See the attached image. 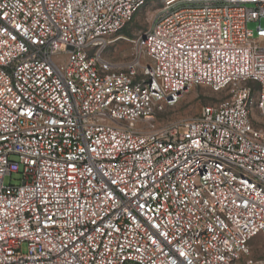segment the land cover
<instances>
[{"label": "built area", "instance_id": "built-area-1", "mask_svg": "<svg viewBox=\"0 0 264 264\" xmlns=\"http://www.w3.org/2000/svg\"><path fill=\"white\" fill-rule=\"evenodd\" d=\"M148 4L131 58H104ZM261 19L264 0H0V264H264ZM195 86L229 96L158 125Z\"/></svg>", "mask_w": 264, "mask_h": 264}, {"label": "rangeland", "instance_id": "rangeland-1", "mask_svg": "<svg viewBox=\"0 0 264 264\" xmlns=\"http://www.w3.org/2000/svg\"><path fill=\"white\" fill-rule=\"evenodd\" d=\"M155 4H148L141 8L134 16V18L122 29L110 37L111 42L107 45L103 52L104 58L111 62L125 63L127 62L133 52V40L147 28L151 16L153 14ZM258 24L264 25V20L259 22H249L248 27L255 29ZM145 60V59H144ZM249 86L253 91V96H258V85L252 83L237 84L238 88ZM229 96L228 90L222 92H215L207 86H195L183 91L178 97L177 102L171 106H163L161 110L154 113V120L158 125L171 124L180 120L192 119L196 117L202 106L208 104H216ZM252 117L254 119H262L257 107L252 110ZM17 174L6 175L4 182H17ZM25 250V245H23ZM249 257L253 260H264V235L260 234L254 237L249 243Z\"/></svg>", "mask_w": 264, "mask_h": 264}, {"label": "trees", "instance_id": "trees-1", "mask_svg": "<svg viewBox=\"0 0 264 264\" xmlns=\"http://www.w3.org/2000/svg\"><path fill=\"white\" fill-rule=\"evenodd\" d=\"M122 31V30H121Z\"/></svg>", "mask_w": 264, "mask_h": 264}]
</instances>
